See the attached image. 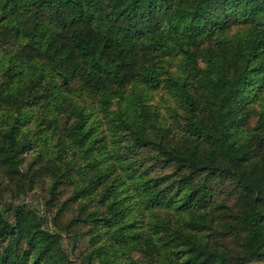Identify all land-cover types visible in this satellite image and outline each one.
Here are the masks:
<instances>
[{
    "label": "trees",
    "instance_id": "trees-1",
    "mask_svg": "<svg viewBox=\"0 0 264 264\" xmlns=\"http://www.w3.org/2000/svg\"><path fill=\"white\" fill-rule=\"evenodd\" d=\"M0 171V264H264V0H0Z\"/></svg>",
    "mask_w": 264,
    "mask_h": 264
},
{
    "label": "rangeland",
    "instance_id": "rangeland-1",
    "mask_svg": "<svg viewBox=\"0 0 264 264\" xmlns=\"http://www.w3.org/2000/svg\"><path fill=\"white\" fill-rule=\"evenodd\" d=\"M234 31V28H231L230 31H228V34L229 33H232ZM163 93L161 90H158L154 93H152V100L149 102L150 104H153L154 103H157L158 104V110L160 113H164V108L163 106H166L168 105V98L169 97H166V95L162 96ZM87 103H91V99H87L86 101ZM254 111L253 113L251 114V117L248 121V127H252L253 125L256 124L257 122V113L258 111L261 109L258 105H255V107L253 108ZM36 115V113H35ZM54 143V142H53ZM32 153L31 152H28L25 154V156L23 157V162L24 163H28L31 159H32ZM2 173L0 171V179L2 177ZM7 180V179H6ZM46 178H44L41 182H37L35 187L33 188V190L29 191L25 197H24V201L26 202H29V203H32L39 211H41L42 213H44V215L46 216L47 220L49 221L48 223L50 225L51 222H50V218L53 216L54 214V208H51V209H47L44 207L43 205V195H45V192H44V188H45V183H46ZM9 182V181H8ZM1 185H3L1 182H0ZM217 191H220L219 194H217V197L216 199L217 200H220V199H226L228 200V203L232 202L231 200H229V197L226 196L227 193H229V188L225 187V188H222L221 190H216ZM71 210H67L65 209L64 212L61 214V216H59L57 218V221L56 223L59 225V226H62L64 225V223L71 217ZM82 233H84L86 231V228H82L80 230ZM62 246L63 248L66 250V251H70V256H69V259H70V262L68 264H86L85 262H83L82 260V256L89 250V247L87 245V236H84V237H79V240H77L73 247L71 246L69 240L67 239V237L65 236H62ZM229 243L230 246H233L232 243H231V238H227L226 241H225V244Z\"/></svg>",
    "mask_w": 264,
    "mask_h": 264
},
{
    "label": "water",
    "instance_id": "water-1",
    "mask_svg": "<svg viewBox=\"0 0 264 264\" xmlns=\"http://www.w3.org/2000/svg\"><path fill=\"white\" fill-rule=\"evenodd\" d=\"M65 81V78H63V82Z\"/></svg>",
    "mask_w": 264,
    "mask_h": 264
}]
</instances>
